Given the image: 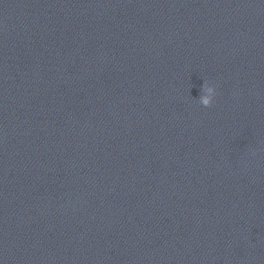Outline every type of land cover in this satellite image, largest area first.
<instances>
[{"label":"clouds","instance_id":"1","mask_svg":"<svg viewBox=\"0 0 264 264\" xmlns=\"http://www.w3.org/2000/svg\"><path fill=\"white\" fill-rule=\"evenodd\" d=\"M202 91L209 93V95H201L198 99L199 103L204 107H210L213 103V98L216 90L214 87H209L205 82Z\"/></svg>","mask_w":264,"mask_h":264}]
</instances>
